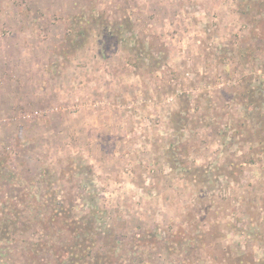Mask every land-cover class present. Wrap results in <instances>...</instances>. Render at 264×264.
I'll return each instance as SVG.
<instances>
[{
    "label": "rangeland",
    "instance_id": "374dc122",
    "mask_svg": "<svg viewBox=\"0 0 264 264\" xmlns=\"http://www.w3.org/2000/svg\"><path fill=\"white\" fill-rule=\"evenodd\" d=\"M251 1L0 0V264H264Z\"/></svg>",
    "mask_w": 264,
    "mask_h": 264
},
{
    "label": "trees",
    "instance_id": "16d2710c",
    "mask_svg": "<svg viewBox=\"0 0 264 264\" xmlns=\"http://www.w3.org/2000/svg\"><path fill=\"white\" fill-rule=\"evenodd\" d=\"M256 0H253L251 2H249V8L250 10L252 9V7H255ZM258 11H260L263 15L262 18L255 20L253 17L250 18L252 20V22H254V24H258V29L256 32V27L257 26H253V34H255L258 37H264V0H260V2L258 3ZM127 23H119L117 24L114 28H118V27H122V25H126ZM181 117V116H180ZM263 120H264V115H263ZM47 196V200L45 201V203L47 204V208L49 213V216L45 219H43L42 221L45 224V228L49 229L50 225L55 224V220L59 221V214H65V216L67 214L70 213L71 209L68 208V206H65L63 203L61 202H57L56 200V196L53 195L52 192L49 191V193H46ZM46 207V206H45ZM7 209V207L5 208ZM2 218L0 217V220ZM14 219V220H13ZM12 220V225H14L16 223L15 219L17 218H13ZM62 220V219H61ZM67 220H62L60 222V224H64L62 225V229L65 228L66 232L69 233V226L73 227L74 225H76L77 223H79L78 219H71L69 222H67ZM1 222V221H0ZM23 226H27V224H24ZM28 227V226H27ZM3 228L5 229V226H3ZM54 228H57V226H54ZM70 234V233H69ZM82 234V236H81ZM73 235L75 237H72L70 235H65L66 238L64 240V242L60 243L59 246L57 244H54L53 242H49L47 244L48 247V251H53L55 249H58L61 254L63 253V259L58 257L60 259L59 264H98V262L100 261L101 264H110V262H108V257L105 255L106 252L101 255L99 253H95L94 254V258L92 257L91 261L87 260V256L88 254H90V251L93 249L94 247V241H92V237L90 236L91 234L88 233V231H84V232H80L79 228H73ZM79 236H81V238H78ZM71 238V239H70ZM75 238V240L73 239ZM72 242H71V241ZM70 242V243H69ZM113 244V243H112ZM55 245H57V247H55ZM63 245V246H62ZM34 246H42L41 244L37 243ZM110 250L113 251V247L110 245ZM109 250L108 254H112V252ZM58 252V253H60ZM96 255V256H95ZM98 259V260H97Z\"/></svg>",
    "mask_w": 264,
    "mask_h": 264
}]
</instances>
